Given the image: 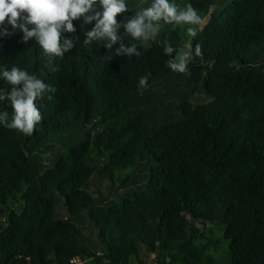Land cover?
<instances>
[{
    "label": "trees",
    "instance_id": "trees-1",
    "mask_svg": "<svg viewBox=\"0 0 264 264\" xmlns=\"http://www.w3.org/2000/svg\"><path fill=\"white\" fill-rule=\"evenodd\" d=\"M125 2L118 21L152 0ZM170 3L218 8L192 42L203 59L186 73L167 66L186 46L169 24L147 42L120 29L140 53L129 57L116 55L118 44L85 45L92 25L75 20L67 35L79 40L55 72L34 40L0 35V67L55 88L36 101L43 119L32 135L0 124V264H214L220 244L204 230L215 223L228 264H264V0ZM197 93L208 102L194 104ZM0 111L11 115L7 100ZM95 178L107 184L103 199Z\"/></svg>",
    "mask_w": 264,
    "mask_h": 264
},
{
    "label": "clouds",
    "instance_id": "clouds-1",
    "mask_svg": "<svg viewBox=\"0 0 264 264\" xmlns=\"http://www.w3.org/2000/svg\"><path fill=\"white\" fill-rule=\"evenodd\" d=\"M130 10L125 0H0V35L11 36L17 30L22 32L21 42L27 44L34 40L48 58L49 70L55 72L58 66L53 61L75 47V39L69 33L77 31L73 21L82 20V27L92 25L84 33V44L105 42L106 49L114 45L117 56H139L136 44L125 45L120 29L133 40L147 42L155 40L164 24L200 25L202 17L197 10L187 4L180 7L170 0H152V3L131 16L117 17ZM7 18V22H6ZM6 22V23H5ZM9 26L12 31H9ZM187 34L195 38L198 33L193 27L187 28ZM164 52L172 56L176 49L167 41L164 42ZM203 59L200 44L193 49L189 44L167 61V66L176 73H186L188 65L195 58ZM111 60V57H107ZM0 78L11 85L10 89H0V101L7 100L12 108L0 111V124L8 129L32 135L35 127L43 119L36 101L45 92H55V88L46 84L35 75L13 66L0 67ZM147 76L139 79L138 88L147 87Z\"/></svg>",
    "mask_w": 264,
    "mask_h": 264
},
{
    "label": "rangeland",
    "instance_id": "rangeland-1",
    "mask_svg": "<svg viewBox=\"0 0 264 264\" xmlns=\"http://www.w3.org/2000/svg\"><path fill=\"white\" fill-rule=\"evenodd\" d=\"M217 11H218V8H214L205 14L204 13L199 14L202 17V23L200 25H173V24H169V25H171L172 27H179L180 30L182 31V37L186 43V46H188L189 44L192 46V42H193L194 38L190 37L187 34V28L188 27L195 28L197 30V33H198L197 36H200L201 31L204 30V28L206 27L210 16ZM161 24L162 25L164 24L163 21H161ZM186 46H185V48H186ZM162 87H163V89H161ZM162 87L158 88L155 91V93H161V97L164 95V92L166 91L164 89L165 84H163ZM202 88L204 89V85H202ZM192 102L194 104L202 105V104L207 103L208 100H207V97L205 98L204 95L197 93L195 96V99ZM91 189L95 191V195H98L97 196L98 199H100V198L103 199L105 197H102V196H106V194H108L107 184L101 183L96 178L91 183ZM99 193H101L102 195L101 194L99 195ZM197 228L201 229L203 227L198 225ZM204 231H205V234L209 240L210 239H213V240L216 239V241L219 242V244H220V246H219L220 248L218 250L219 252L212 251V257L214 260V264H228L229 260H230L229 259V246H230V244L223 241V234H224L223 226L215 223L212 226H206ZM86 236L88 238L85 240V242L88 245H94V246H97L99 249H101L99 242H98L99 239L97 236H93V235L91 236L89 234H86ZM77 263H79V264H95V262L93 260L79 261ZM150 264H156L154 256L151 257Z\"/></svg>",
    "mask_w": 264,
    "mask_h": 264
},
{
    "label": "built area",
    "instance_id": "built-area-1",
    "mask_svg": "<svg viewBox=\"0 0 264 264\" xmlns=\"http://www.w3.org/2000/svg\"><path fill=\"white\" fill-rule=\"evenodd\" d=\"M77 262H79V260H72V262H70L71 264H79V263H77Z\"/></svg>",
    "mask_w": 264,
    "mask_h": 264
}]
</instances>
